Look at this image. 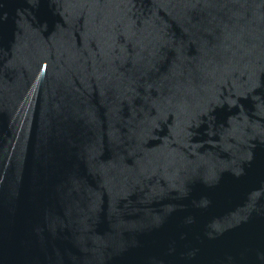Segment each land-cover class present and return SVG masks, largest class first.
<instances>
[{
	"label": "water",
	"instance_id": "1",
	"mask_svg": "<svg viewBox=\"0 0 264 264\" xmlns=\"http://www.w3.org/2000/svg\"><path fill=\"white\" fill-rule=\"evenodd\" d=\"M0 264H264V0H0Z\"/></svg>",
	"mask_w": 264,
	"mask_h": 264
}]
</instances>
